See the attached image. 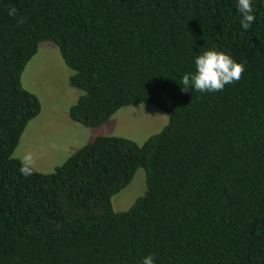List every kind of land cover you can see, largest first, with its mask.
Returning <instances> with one entry per match:
<instances>
[{
	"label": "trees",
	"instance_id": "1",
	"mask_svg": "<svg viewBox=\"0 0 264 264\" xmlns=\"http://www.w3.org/2000/svg\"><path fill=\"white\" fill-rule=\"evenodd\" d=\"M255 15L245 31L236 0H0V264H264V0ZM44 42L82 92L74 122L149 104L167 124L143 144L99 136L52 173L15 157L42 110L22 76ZM208 49L241 78L184 90ZM139 169L144 194L115 211Z\"/></svg>",
	"mask_w": 264,
	"mask_h": 264
},
{
	"label": "rangeland",
	"instance_id": "2",
	"mask_svg": "<svg viewBox=\"0 0 264 264\" xmlns=\"http://www.w3.org/2000/svg\"><path fill=\"white\" fill-rule=\"evenodd\" d=\"M72 74L58 47L51 42L40 45L23 73L24 88L40 99L42 110L27 126L14 156L23 160L27 157L25 161L35 170L54 172L99 136H122L143 144L167 124V115L149 104L124 107L100 127L74 122L69 110L82 92L70 86ZM145 188L146 173L139 169L132 182L112 198L114 210H128Z\"/></svg>",
	"mask_w": 264,
	"mask_h": 264
},
{
	"label": "clouds",
	"instance_id": "3",
	"mask_svg": "<svg viewBox=\"0 0 264 264\" xmlns=\"http://www.w3.org/2000/svg\"><path fill=\"white\" fill-rule=\"evenodd\" d=\"M237 11L240 16V25L247 31L256 20L255 0H236ZM10 14H12L10 12ZM194 72L185 73L180 84L184 90H195L201 93L222 91L225 85L238 81L245 71L244 65L237 62L223 51L208 49L194 58ZM28 158L26 157L25 160ZM21 172L30 174L26 166ZM142 264H154V257L149 255L143 258Z\"/></svg>",
	"mask_w": 264,
	"mask_h": 264
}]
</instances>
